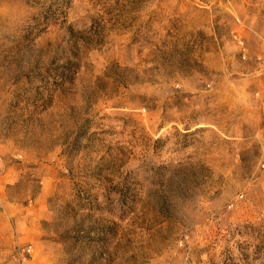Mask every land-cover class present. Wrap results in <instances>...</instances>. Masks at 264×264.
Segmentation results:
<instances>
[{"label":"rangeland","instance_id":"1","mask_svg":"<svg viewBox=\"0 0 264 264\" xmlns=\"http://www.w3.org/2000/svg\"><path fill=\"white\" fill-rule=\"evenodd\" d=\"M0 264H264V0H0Z\"/></svg>","mask_w":264,"mask_h":264}]
</instances>
